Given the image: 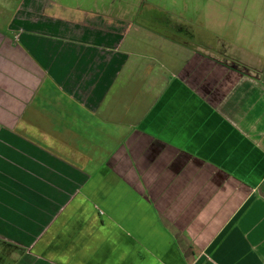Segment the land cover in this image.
Segmentation results:
<instances>
[{
    "label": "crops",
    "instance_id": "crops-1",
    "mask_svg": "<svg viewBox=\"0 0 264 264\" xmlns=\"http://www.w3.org/2000/svg\"><path fill=\"white\" fill-rule=\"evenodd\" d=\"M10 1L2 261L264 264V53L180 44L121 10Z\"/></svg>",
    "mask_w": 264,
    "mask_h": 264
},
{
    "label": "rangeland",
    "instance_id": "rangeland-1",
    "mask_svg": "<svg viewBox=\"0 0 264 264\" xmlns=\"http://www.w3.org/2000/svg\"><path fill=\"white\" fill-rule=\"evenodd\" d=\"M67 7L121 10L146 28L173 37L178 43L202 46L238 57L264 53V0H52ZM0 17L13 2L0 0ZM171 34V35H170ZM229 56V55H228ZM14 251L0 244L2 254ZM19 254L18 252H15Z\"/></svg>",
    "mask_w": 264,
    "mask_h": 264
}]
</instances>
